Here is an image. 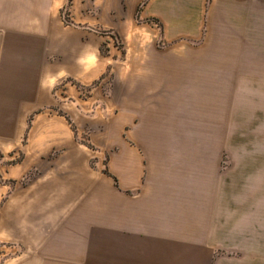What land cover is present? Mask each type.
Wrapping results in <instances>:
<instances>
[{"label":"crops","instance_id":"obj_1","mask_svg":"<svg viewBox=\"0 0 264 264\" xmlns=\"http://www.w3.org/2000/svg\"><path fill=\"white\" fill-rule=\"evenodd\" d=\"M68 2L0 0V179L37 193L10 200L39 222L34 260L264 264V200H244L211 143L229 139L233 95L259 90L264 0H72L67 24ZM99 80L96 108L122 106L92 137L107 151L69 126Z\"/></svg>","mask_w":264,"mask_h":264},{"label":"rangeland","instance_id":"obj_2","mask_svg":"<svg viewBox=\"0 0 264 264\" xmlns=\"http://www.w3.org/2000/svg\"><path fill=\"white\" fill-rule=\"evenodd\" d=\"M61 12L65 23L70 24L72 20L69 5H64ZM261 23L264 22L261 21ZM159 45H162V42H159ZM120 47H122L121 44ZM260 53L261 84L259 90L233 95V102L230 104H237V107L231 108L230 106L227 110L226 136L229 139L211 142L213 148L218 147L222 152L223 168H227L228 173L235 175L238 179L239 176L243 178L241 184L244 200H264V45H260ZM122 79V77L111 76L109 88L113 89L116 86L117 89L119 84L122 86ZM100 82L99 80L92 86L82 87V96L84 99L90 100L85 105L88 111H84L82 124L76 125L69 119V126L74 133L76 132L79 142L89 145L92 149L107 151L114 147L117 148V143L115 146L103 148L98 144H92L91 140L96 134L107 131V125L122 113V106L118 105L112 110L96 108L97 103L93 102L91 89L99 85ZM116 95H119V100H122V90L121 92L118 90ZM120 104L122 105V103ZM93 120H96L97 123H93ZM30 127L29 124L27 130ZM25 138L26 134L24 141ZM94 143L99 142L95 141ZM21 159H23L22 154L16 155L14 158L8 156L5 159V165L16 163ZM37 173L33 170L30 175ZM28 178L29 175L18 183L14 180L0 179L4 184V194L0 199L4 200L0 205V264H37L34 260V248H29L28 239L29 227L33 231L38 227L39 222H29L26 216L20 218H17V215L13 216L10 204V200H29V197L34 200L37 196L33 189L29 190ZM238 188L240 189L239 186ZM30 192L31 194H29ZM31 259L32 262H30Z\"/></svg>","mask_w":264,"mask_h":264},{"label":"trees","instance_id":"obj_3","mask_svg":"<svg viewBox=\"0 0 264 264\" xmlns=\"http://www.w3.org/2000/svg\"><path fill=\"white\" fill-rule=\"evenodd\" d=\"M71 2H72V0H69V2H68V5H69V6H70ZM140 9H141V7H139V8H138V11H137V20H139ZM148 21H152V22H154V23H157V24L159 25V27L162 29V23L159 22V20H157V19H155V18H150V19H148ZM102 51H103L104 53L107 52V50L104 49V47L102 48ZM75 134H76V132H75ZM105 173H107V174H109V175H112L107 169H105ZM115 179H116V181H117V178H115Z\"/></svg>","mask_w":264,"mask_h":264}]
</instances>
